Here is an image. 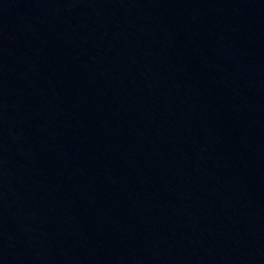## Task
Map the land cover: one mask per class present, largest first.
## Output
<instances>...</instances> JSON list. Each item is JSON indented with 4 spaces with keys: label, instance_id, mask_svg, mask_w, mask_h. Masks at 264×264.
Returning a JSON list of instances; mask_svg holds the SVG:
<instances>
[{
    "label": "water",
    "instance_id": "1",
    "mask_svg": "<svg viewBox=\"0 0 264 264\" xmlns=\"http://www.w3.org/2000/svg\"><path fill=\"white\" fill-rule=\"evenodd\" d=\"M0 264H264V0H0Z\"/></svg>",
    "mask_w": 264,
    "mask_h": 264
}]
</instances>
